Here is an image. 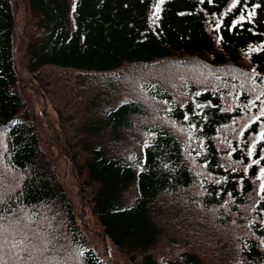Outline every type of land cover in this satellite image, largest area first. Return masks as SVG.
Here are the masks:
<instances>
[{
  "label": "trees",
  "instance_id": "trees-1",
  "mask_svg": "<svg viewBox=\"0 0 264 264\" xmlns=\"http://www.w3.org/2000/svg\"><path fill=\"white\" fill-rule=\"evenodd\" d=\"M261 45L264 0H0L3 223L54 264H264Z\"/></svg>",
  "mask_w": 264,
  "mask_h": 264
},
{
  "label": "snow or ice",
  "instance_id": "snow-or-ice-1",
  "mask_svg": "<svg viewBox=\"0 0 264 264\" xmlns=\"http://www.w3.org/2000/svg\"><path fill=\"white\" fill-rule=\"evenodd\" d=\"M253 14L250 13V15ZM241 19L243 20L244 17L242 16ZM261 48H264V45L253 49V51H259ZM259 98L257 96L256 99ZM260 116H264V108L261 109ZM260 116H257L256 119L259 120ZM260 137L264 140V132L260 133ZM145 146L147 147V145ZM252 147L255 148V144ZM259 163L260 160L252 161V164ZM259 176L261 180H264V168L260 169ZM260 192L264 193V183L260 184ZM2 203L3 199L0 195V204ZM5 219L8 218L0 215V264H54V258L47 254L53 244L50 234L46 235L40 231L38 226L32 227L34 221L27 215L15 220L9 219L8 223H3ZM5 256L8 257L7 260L4 259Z\"/></svg>",
  "mask_w": 264,
  "mask_h": 264
},
{
  "label": "rangeland",
  "instance_id": "rangeland-1",
  "mask_svg": "<svg viewBox=\"0 0 264 264\" xmlns=\"http://www.w3.org/2000/svg\"><path fill=\"white\" fill-rule=\"evenodd\" d=\"M119 264H132V263H129V262H127V261L124 260V259H121V260L119 261Z\"/></svg>",
  "mask_w": 264,
  "mask_h": 264
}]
</instances>
